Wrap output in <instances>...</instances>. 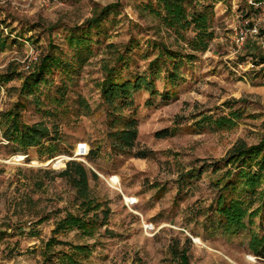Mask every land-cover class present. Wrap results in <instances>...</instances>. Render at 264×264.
I'll return each instance as SVG.
<instances>
[{
  "label": "rangeland",
  "instance_id": "obj_1",
  "mask_svg": "<svg viewBox=\"0 0 264 264\" xmlns=\"http://www.w3.org/2000/svg\"><path fill=\"white\" fill-rule=\"evenodd\" d=\"M156 2L0 0L9 43L0 52L7 79L0 83V264H63L75 247L85 248L76 264H175L173 251L190 264H264L248 248L251 233H264V207L235 235L214 212L215 182L232 170L226 158L264 137V5L187 4V13L209 15L211 37L200 46L192 26L180 34L166 28L151 11ZM111 5L115 12L88 29ZM84 35L85 50L69 47L70 37ZM167 52L182 59L173 84ZM46 56L61 64L35 94L22 93ZM110 68L118 83L144 77L154 88L110 104L101 89ZM14 111L48 140L27 151L6 141L3 116ZM130 122L136 135L128 146L115 133ZM66 215L94 216L96 227L61 233Z\"/></svg>",
  "mask_w": 264,
  "mask_h": 264
},
{
  "label": "trees",
  "instance_id": "obj_2",
  "mask_svg": "<svg viewBox=\"0 0 264 264\" xmlns=\"http://www.w3.org/2000/svg\"><path fill=\"white\" fill-rule=\"evenodd\" d=\"M158 10H151L161 18L163 25L172 30L175 34L187 30L190 26L196 33V45H205L206 39L211 37L207 33V22L209 15L202 13H187V4L193 5L200 0H156ZM264 5V0H251L249 9L252 11L253 7H257L255 11L261 9ZM116 7L111 5L101 9L94 17L87 21V27L98 28L101 19L106 17L109 13L115 12ZM13 43V42H12ZM69 47L77 48L78 50H85L88 45L87 36L70 37L68 40ZM9 46L7 38L2 35L0 30V52ZM205 47V46H204ZM162 50L160 53L164 55ZM173 64V69L166 76L168 82L173 84L177 79L178 64L182 59L179 56L172 55L167 52L165 54ZM121 59V56L118 57ZM178 59V60H176ZM61 62L54 56H46L41 65L29 75L27 80L22 84V93L30 95L35 94L39 86L47 82L46 76L52 70L58 67ZM154 62H150L149 67ZM107 78L101 85L102 93L110 104H114L119 99H125L123 105L130 102L127 100L131 93L145 89L152 91L154 86L153 82H148L144 77H137L134 81H127L118 83L113 78V71L111 68L107 69ZM151 74L157 77L160 70L157 68L151 70ZM7 79L0 77V83L6 82ZM228 121H220L218 125L227 126ZM4 125V138L9 143H13L18 149L27 151L29 148L41 145L42 140H48V133L45 129L38 127H28L20 122L19 113L7 112L3 116ZM1 124V125H2ZM133 122L127 124V129L117 131L115 136L122 141L125 145L130 146L133 138L135 137V130L132 127ZM49 156L55 153L54 149L48 151ZM227 166L232 167V170H227L215 182V187L219 189L218 197L215 199V214L220 218L223 223L224 232L230 235H235L239 229L245 228L244 221L248 219L249 224L252 220L258 217L264 207V137L260 144L250 148L235 150L225 160ZM75 169V168H74ZM237 172H233L236 171ZM75 175L81 180H84V172L80 169L73 170ZM258 203L254 208V205ZM87 206V205H85ZM99 206H96L98 209ZM90 211V210H89ZM97 224L96 217L84 218L73 215H66V217L57 224V231L63 233L71 230H78L83 233H91ZM3 233L0 232V240ZM250 252L259 259L264 260V233L262 236L251 233L248 244ZM85 248L75 247L72 254L64 255L61 259L63 264H76L75 255L84 254ZM175 258V264H190L185 252L173 251L171 253Z\"/></svg>",
  "mask_w": 264,
  "mask_h": 264
},
{
  "label": "built area",
  "instance_id": "obj_3",
  "mask_svg": "<svg viewBox=\"0 0 264 264\" xmlns=\"http://www.w3.org/2000/svg\"><path fill=\"white\" fill-rule=\"evenodd\" d=\"M77 148H78V152H79L78 156H83V154L86 153V145L85 144H79Z\"/></svg>",
  "mask_w": 264,
  "mask_h": 264
}]
</instances>
